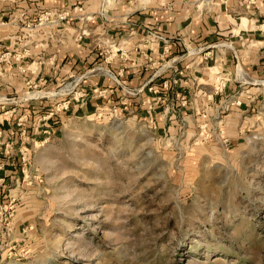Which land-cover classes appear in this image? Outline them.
I'll return each instance as SVG.
<instances>
[{"label":"rangeland","instance_id":"374dc122","mask_svg":"<svg viewBox=\"0 0 264 264\" xmlns=\"http://www.w3.org/2000/svg\"><path fill=\"white\" fill-rule=\"evenodd\" d=\"M241 74L230 84L252 98L233 126L220 120L239 102L228 96L218 117L190 125L163 94L156 100L177 111L161 120L113 106L68 115L78 91L69 82L44 88L51 100L37 114L18 105L11 118L27 115L28 155L0 177V211L14 213L0 216V264H264V73ZM39 90L7 100L0 89V102ZM57 99L54 129L43 121Z\"/></svg>","mask_w":264,"mask_h":264},{"label":"crops","instance_id":"0c3cea01","mask_svg":"<svg viewBox=\"0 0 264 264\" xmlns=\"http://www.w3.org/2000/svg\"><path fill=\"white\" fill-rule=\"evenodd\" d=\"M263 1L0 0V89L7 93L2 95L9 100L25 85L40 87L26 103L0 102V161L6 162L0 177L10 179L20 167L27 140V124L20 121L27 115L19 116L20 110L37 114L51 100L43 89L65 82L78 89L66 102L68 115H95L113 106L149 109L161 120L177 110L157 101L153 86L172 104L177 101L179 113L185 110L181 120L189 125L215 119L227 96L238 98L220 120L223 126L239 123L238 114L252 97L237 94L230 82L239 81L241 72L264 73V14L254 9ZM64 11L69 16L61 20ZM127 92L132 104L124 98ZM57 102L49 122L34 115L36 127L43 121L55 129L61 116Z\"/></svg>","mask_w":264,"mask_h":264},{"label":"built area","instance_id":"2783aa9c","mask_svg":"<svg viewBox=\"0 0 264 264\" xmlns=\"http://www.w3.org/2000/svg\"><path fill=\"white\" fill-rule=\"evenodd\" d=\"M107 1V0H106ZM67 16H69V11H64V12H62L61 14H60V16H59V19H61V20H63V19H65ZM162 38H164L163 36H162ZM152 89H154V92L158 95V98L159 99H161L163 96H162V94H163V92L159 89V88H157V87H151ZM164 96H166L165 94H163ZM240 102V101H239ZM27 155H28V153H27V151H25V149H23V148H21V153H20V160H21V162L22 163H24L25 161H26V159H27ZM2 168V166L0 165V169ZM1 204V203H0ZM4 209H5V207H4ZM14 213L12 212V211H9V210H6L5 209V212H3V210L2 211H0V216H5V217H8V216H12Z\"/></svg>","mask_w":264,"mask_h":264}]
</instances>
